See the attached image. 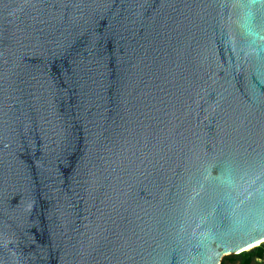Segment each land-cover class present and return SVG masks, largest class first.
<instances>
[{"label":"water","instance_id":"water-1","mask_svg":"<svg viewBox=\"0 0 264 264\" xmlns=\"http://www.w3.org/2000/svg\"><path fill=\"white\" fill-rule=\"evenodd\" d=\"M257 242L264 0H0V264Z\"/></svg>","mask_w":264,"mask_h":264},{"label":"rangeland","instance_id":"rangeland-1","mask_svg":"<svg viewBox=\"0 0 264 264\" xmlns=\"http://www.w3.org/2000/svg\"><path fill=\"white\" fill-rule=\"evenodd\" d=\"M263 244H261L260 246H263ZM254 250V249H252ZM252 250H249L248 252H251ZM242 261H243V257L242 255H228L224 258L223 260V263L224 264H242ZM251 264H264V256L262 257H258V256H255L251 262Z\"/></svg>","mask_w":264,"mask_h":264},{"label":"trees","instance_id":"trees-1","mask_svg":"<svg viewBox=\"0 0 264 264\" xmlns=\"http://www.w3.org/2000/svg\"><path fill=\"white\" fill-rule=\"evenodd\" d=\"M241 255L243 257L242 264H251V262L255 256H258V257L264 256V245L256 247L251 252H244ZM222 264H224V263H222Z\"/></svg>","mask_w":264,"mask_h":264},{"label":"bare ground","instance_id":"bare-ground-1","mask_svg":"<svg viewBox=\"0 0 264 264\" xmlns=\"http://www.w3.org/2000/svg\"><path fill=\"white\" fill-rule=\"evenodd\" d=\"M260 244H262V243H261V242L254 243V244L248 246V247H247V250H251L252 248H254L255 246H258V245H260Z\"/></svg>","mask_w":264,"mask_h":264}]
</instances>
